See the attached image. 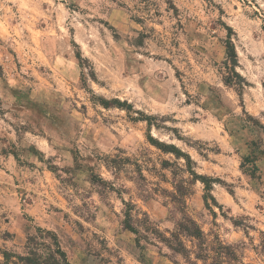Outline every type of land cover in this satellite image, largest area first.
Masks as SVG:
<instances>
[{
	"label": "rangeland",
	"instance_id": "374dc122",
	"mask_svg": "<svg viewBox=\"0 0 264 264\" xmlns=\"http://www.w3.org/2000/svg\"><path fill=\"white\" fill-rule=\"evenodd\" d=\"M228 34L239 92L222 83ZM135 112L214 151L151 130L218 181L210 210L198 182L186 199L202 260L194 240L183 258L122 227L123 201L166 236L179 218L161 168L174 160ZM263 128L264 0H0V264L47 232L68 264H264Z\"/></svg>",
	"mask_w": 264,
	"mask_h": 264
},
{
	"label": "trees",
	"instance_id": "16d2710c",
	"mask_svg": "<svg viewBox=\"0 0 264 264\" xmlns=\"http://www.w3.org/2000/svg\"><path fill=\"white\" fill-rule=\"evenodd\" d=\"M224 54L225 58L224 62L222 63L224 75L222 76V83L225 86L236 88V91L239 92L246 85V83L241 75H239V73L236 71L238 67V59L233 42L231 40V34H228L226 37ZM77 57L80 58V55H77ZM119 106L121 108L123 105ZM126 106L127 107L124 110L127 113H130V107H128V105ZM135 113L141 116L140 119L132 118L130 120L145 123L147 128V143L162 154L171 156L174 160L173 163L166 160L161 161V168L163 170H167L168 168L172 169V166H174V170L170 171L172 175V182L169 183L171 190L168 192V197L173 205V211L178 214L179 218L175 220L174 231L168 232V235L166 236L156 228L154 223H152L145 214H142V218H138V214L135 213L134 206L123 201L125 210L123 213L122 227L124 228V230L132 233L135 236V243L138 247H140L141 241H144L146 243L159 242L165 245L172 253L180 255L183 258H188V256L190 255V251L186 248L184 241L194 240L197 243L199 250L198 253H194V256L196 259L202 260L204 258V255L202 254L203 233L198 227L197 223L187 213L186 199L191 193L190 186L198 182L202 185L203 188L202 201L204 203V206L206 209L210 210V202H215L211 194L212 187L218 181L208 176L199 175L198 173H196V171L194 170L195 163L187 153L181 151L174 144L165 143L158 139H155L151 135V130L154 128L156 130H165L172 133L176 140L184 142L187 146L197 151V153L202 157H206V153L214 151L207 147L203 148L201 146L190 145L183 141V139L177 134L176 129L164 127V125H161V123H164L166 121L165 118L159 119L158 122L156 121L158 119H155L154 117L145 116L138 112ZM122 161V159L117 157H107L104 160V165L107 168L111 167L115 169L120 166V163H122ZM179 161H183V164H180ZM135 167L137 173L139 174V176H141V180H145L144 176L142 175V169L140 168V166L135 164ZM178 174L184 176L186 175L187 177H181L177 179ZM92 182L104 183V181H101L100 178L95 176L92 177ZM39 231L41 230L39 229ZM46 234L47 236H51L52 243L50 245H46L43 242L38 244L36 243V237H29L27 240L26 255L16 256L6 251L2 252L1 254L3 257V264H68L65 253L60 249L56 237L49 232H47ZM39 238L45 239V237L43 236ZM36 246H43L46 249V253L39 254ZM51 247H53L54 249H52Z\"/></svg>",
	"mask_w": 264,
	"mask_h": 264
}]
</instances>
